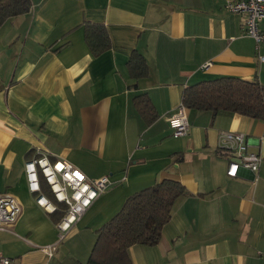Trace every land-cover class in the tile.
<instances>
[{
	"label": "crops",
	"instance_id": "obj_1",
	"mask_svg": "<svg viewBox=\"0 0 264 264\" xmlns=\"http://www.w3.org/2000/svg\"><path fill=\"white\" fill-rule=\"evenodd\" d=\"M228 0H31L27 13L0 27V194L22 206L0 256L17 264H86L95 232L132 194L164 180L181 184L157 245H133L130 264H264V123L186 109L188 135H171L168 117L191 84L217 77L264 85V44L244 34V14ZM85 24L103 26L110 48L92 56ZM264 33V21L258 24ZM141 55L147 75L128 68ZM259 57L263 61H259ZM145 94L156 118L146 123L133 99ZM244 134L262 161L227 176L218 134ZM45 152L111 186L56 243L60 214L29 194L24 163Z\"/></svg>",
	"mask_w": 264,
	"mask_h": 264
},
{
	"label": "trees",
	"instance_id": "obj_2",
	"mask_svg": "<svg viewBox=\"0 0 264 264\" xmlns=\"http://www.w3.org/2000/svg\"><path fill=\"white\" fill-rule=\"evenodd\" d=\"M30 7L31 0H0V27L6 20L27 13ZM84 28L85 43L92 56L110 48L103 26L85 24ZM127 65L134 79L147 75V64L141 55H132ZM133 103L146 123L155 120L157 115L145 94L135 96ZM181 104L188 110L227 112L264 123V85L256 78L217 77L191 84L182 91ZM186 194L178 182L164 180L129 196L120 210L96 230L86 264H130L128 249L133 245H157L175 201Z\"/></svg>",
	"mask_w": 264,
	"mask_h": 264
},
{
	"label": "built area",
	"instance_id": "obj_3",
	"mask_svg": "<svg viewBox=\"0 0 264 264\" xmlns=\"http://www.w3.org/2000/svg\"><path fill=\"white\" fill-rule=\"evenodd\" d=\"M225 9L232 14H244V34L254 39L257 45L264 44V33L258 30V24L264 21V0H228ZM259 61L262 62L263 58L259 57ZM168 123L173 137L188 135L186 108L182 104L168 117ZM218 147L229 159L227 176L235 177L239 169L253 173L259 170L262 159L249 151V140L244 134L222 131L218 134ZM24 175L27 190L34 197L36 206L47 215L60 214L55 224L56 243L42 248L49 257L112 184L108 177L90 179L72 163L52 158L45 152L33 155L24 163ZM21 215L22 206L16 197L9 193L0 194V231L10 232ZM260 257L264 260V253ZM0 264L17 263L0 256Z\"/></svg>",
	"mask_w": 264,
	"mask_h": 264
},
{
	"label": "rangeland",
	"instance_id": "obj_4",
	"mask_svg": "<svg viewBox=\"0 0 264 264\" xmlns=\"http://www.w3.org/2000/svg\"><path fill=\"white\" fill-rule=\"evenodd\" d=\"M61 246H62V245H60V247H61ZM60 247H59V248H60Z\"/></svg>",
	"mask_w": 264,
	"mask_h": 264
}]
</instances>
